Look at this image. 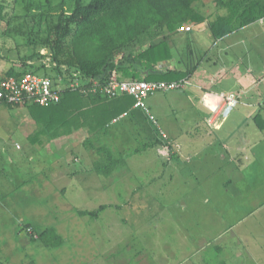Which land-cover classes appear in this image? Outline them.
Instances as JSON below:
<instances>
[{"label":"rangeland","instance_id":"rangeland-1","mask_svg":"<svg viewBox=\"0 0 264 264\" xmlns=\"http://www.w3.org/2000/svg\"><path fill=\"white\" fill-rule=\"evenodd\" d=\"M4 1L7 18L0 21V32L10 27L7 20L23 25L26 12L22 0ZM195 7L207 21L217 11L213 0H199ZM31 23L29 18L27 25ZM233 33L235 41L245 45L243 48L239 45L236 50L225 52L224 44L230 43L227 38L208 49L210 58L218 63L216 73L223 76L220 66L226 65L230 72L244 74L247 85L251 84L250 77H259L260 83L254 82L252 89L259 92L263 103L264 17ZM201 37L202 41L199 38L195 42L185 37L174 55L184 61L190 55L196 65L203 57V46L210 42L209 38L214 41L209 32ZM25 42V37L20 36L0 38L1 53L10 57L0 58V72H6L14 63L20 65L16 48L23 55ZM239 54H243V60L238 61ZM38 73L43 74V70ZM205 74L203 68L197 72V76ZM173 94L159 91L146 102L150 100L154 106L156 101L161 102L162 110L170 105L177 107ZM181 101L185 108H193L189 97H182ZM177 117L190 118L187 113ZM35 128L27 106L0 105V245L8 247L11 241L17 248L11 252L5 249L0 264H40L39 250L30 248L32 244L22 223H31L36 231L52 226L61 235L64 252L52 260L53 264H264L263 156L262 160L256 157L246 162L244 154L236 155V165L242 159L240 170L233 169L227 161L230 169L219 173L223 163L213 160L214 145L202 140L199 143L205 145L198 146L197 153H188L184 147L174 157L169 144L149 130L148 141L155 146L127 158V165L104 176L91 170L92 161L99 155L84 144L88 129L61 137L57 145H40L29 138ZM119 131L103 138V143H113L123 150L146 142L130 126ZM51 159L58 160L61 170L68 169V175L62 173L63 184L58 176L52 178L54 165L48 162ZM228 177L236 181L229 194L224 191ZM52 184L59 186L60 192L54 191ZM101 204L109 206L97 210ZM81 209L96 210L97 215L82 214ZM24 240L30 241L27 247L22 246Z\"/></svg>","mask_w":264,"mask_h":264},{"label":"trees","instance_id":"trees-1","mask_svg":"<svg viewBox=\"0 0 264 264\" xmlns=\"http://www.w3.org/2000/svg\"><path fill=\"white\" fill-rule=\"evenodd\" d=\"M22 1L26 11L22 17L25 27L16 24L18 21L7 20L10 27L0 32V38L8 35L26 39L23 55L21 49L16 48L20 65L14 63L6 71L7 75L28 71L39 74L38 71L43 70L40 75L64 81L73 79V73L78 72L82 77L104 82L114 71L121 80L181 81L193 74L196 65H188L183 70L160 68L161 63L174 57L170 36L178 28L189 23L199 27L209 21L207 26L217 40L264 17V0H213L217 11L208 21L195 7L199 0ZM6 8L7 3L0 0V21L7 18ZM29 18L31 26L27 25ZM0 58L10 57L0 51ZM134 102L133 96L128 94L109 98L99 91L66 88L58 103L25 104L36 123L34 134L29 138L44 145L75 130L88 129L84 144L99 155L92 161L91 170L110 176L127 165L128 157L155 146L152 141H146L138 147L122 150L102 141L111 133L120 132V128L121 133L126 129L124 124L115 122L123 118L124 112L130 115ZM254 119L264 127L261 115L257 114ZM108 206L101 204L97 210ZM81 210L82 214L97 215L96 210ZM21 228L27 229L33 239L41 240L46 247L63 243L52 226L36 231L31 223H22Z\"/></svg>","mask_w":264,"mask_h":264},{"label":"crops","instance_id":"crops-1","mask_svg":"<svg viewBox=\"0 0 264 264\" xmlns=\"http://www.w3.org/2000/svg\"><path fill=\"white\" fill-rule=\"evenodd\" d=\"M259 21H262V19ZM205 23L199 27H192L190 31L183 30L181 27L178 28V30L170 36V41L174 51L178 49L181 44L180 41L185 37H188L192 40V42H195L198 41L199 38L202 41V34L209 32V35H212L210 28L205 25ZM233 32L228 33L213 42L212 39L209 38L210 44L207 41L206 46H203L201 54L203 57L201 61L196 64L193 74L188 78H185L187 83L183 87L171 90L172 92H175L172 96L176 97V102L178 101L175 105L179 107V112L177 107L170 105L166 109L164 108L162 110L160 109L161 102L156 101L157 105L154 106L151 104L150 100L148 101V106L151 112L155 115L160 126L168 135L165 141L161 139L156 125L150 121L145 111L140 108L133 107L129 116L127 114L124 115L125 117L121 116L123 118L116 121L115 124H124L126 129H129V126L134 128V130L138 133V137H142L146 139V141L149 140L147 132L152 130L155 134H157V138L169 144L174 152V157L178 154V150L179 152L184 151V147H187L188 153L193 151L197 153L199 151L197 149L198 146L205 145L204 143L201 144L202 140L206 143V145H214L216 150L214 151L212 158L216 162L223 163V165L217 170L219 173L223 172L224 168L230 169L227 166V161L231 162L233 169L236 168L237 170H240L241 167L239 166L242 165V159L241 164L237 163L236 165L235 162L238 160L236 155L244 154V160L246 162H250L252 158L254 159L256 157H258L259 160H262L264 157V127L261 128L256 123L254 117L259 114L263 119L262 114H264V102L262 103L260 101L262 97L260 94H257L259 92L252 89V84L254 82L260 83L261 79L257 76L250 77L249 79H251V84L247 85L244 79V74L241 75L234 72L232 73L227 69L226 65L220 66L226 75L224 74L221 76V74H217L216 71L218 69V63L210 58L209 52L211 50L208 51V49H212V47L215 46L219 40H225L227 38H230V43L227 42L224 44L225 52L236 50L239 45L243 48L245 45H243V43H239V41H235ZM189 54L192 55V53ZM239 55L238 61L243 60V54ZM186 58L187 60L184 61L178 56V54L175 53L171 60L161 63L160 68L163 70L175 68L183 70L188 65H195L190 61V55ZM201 68H203V72H206V74L203 76H197V72ZM216 81L218 83L213 85ZM230 94H234L237 99V102L231 105L225 100V96ZM185 96L189 97L193 101V108L190 106H188V108L184 107L181 98ZM181 113H183V115L185 113L189 114L190 118L184 119V117H182V119H179L177 116ZM187 121L189 122L187 123ZM191 130L194 134L190 132ZM184 135L188 136V139H185ZM60 139L61 137L56 138L49 143L57 145L58 140ZM199 141H201V143H199ZM56 149L59 150L60 147H57ZM134 155L137 154H133L130 157H133ZM65 160H67L66 162H69L67 155ZM77 160L81 161L80 158ZM48 162L54 165V171L56 172L54 175L55 172L53 171L52 178L55 179L58 176L59 180H62L61 182L63 184L64 176L62 173L68 175V169L61 170L62 167L59 168L58 160L56 161L51 159L48 160ZM176 168L179 167L176 166ZM209 177H211V175H209ZM228 178L227 183L225 182L224 184V191L226 190L227 194L230 193V186H232V184L233 186L236 185V181L234 182L233 180L234 178ZM55 187L56 190L54 191L60 192V187ZM62 187L67 190L66 186L62 185ZM69 190L70 189L68 187L67 191ZM19 234L22 235V233ZM26 236V238L31 241L32 245H30V248L39 250L38 255H40V264H53L52 260L64 252V246L46 247L42 242L38 243L39 239H33L29 232ZM17 238L19 237L17 236ZM29 240H24V245L22 246L27 247L30 244ZM16 241L19 242V240ZM12 244L13 243L10 241V245L5 248H3L5 245H0L1 248H3L0 249V255L3 251H5V249H7L8 252H11L13 249L16 250V246ZM53 250L59 251L54 252ZM28 259L29 263H31V259Z\"/></svg>","mask_w":264,"mask_h":264},{"label":"built area","instance_id":"built-area-1","mask_svg":"<svg viewBox=\"0 0 264 264\" xmlns=\"http://www.w3.org/2000/svg\"><path fill=\"white\" fill-rule=\"evenodd\" d=\"M181 29L190 31L192 24H185ZM73 77L71 80L64 81L61 78L55 79L32 71L22 72L19 75H7L6 72H0V105L25 106L27 103H36L48 106L58 103L62 91L66 88H80L83 92L99 91L109 98L128 94L134 98L133 107L144 110L150 121L156 125L160 136L166 140L168 135L151 112L146 99L156 92L171 91L187 83L185 79L181 81L121 80L115 71L104 82L93 77H82L78 72H74ZM225 100L230 105L237 102L234 94L225 96ZM126 114L124 112L122 116Z\"/></svg>","mask_w":264,"mask_h":264}]
</instances>
